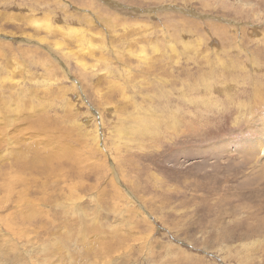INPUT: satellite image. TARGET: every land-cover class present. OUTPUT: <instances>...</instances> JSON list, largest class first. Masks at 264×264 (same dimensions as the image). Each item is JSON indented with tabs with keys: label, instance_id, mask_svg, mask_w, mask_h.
<instances>
[{
	"label": "rangeland",
	"instance_id": "obj_1",
	"mask_svg": "<svg viewBox=\"0 0 264 264\" xmlns=\"http://www.w3.org/2000/svg\"><path fill=\"white\" fill-rule=\"evenodd\" d=\"M40 1L0 0V264H264V0Z\"/></svg>",
	"mask_w": 264,
	"mask_h": 264
},
{
	"label": "bare ground",
	"instance_id": "obj_2",
	"mask_svg": "<svg viewBox=\"0 0 264 264\" xmlns=\"http://www.w3.org/2000/svg\"><path fill=\"white\" fill-rule=\"evenodd\" d=\"M43 1V0H42ZM68 1V0H67ZM50 2V1H49ZM49 2L47 1L46 3H48L49 4ZM43 3H45V2H43ZM33 4H35L34 5V7H32L31 9H30V11L34 14L35 13V10L36 9H38L39 7L37 6V4H40V6H42V2L40 1V0H36V2L34 3L33 2ZM52 4V3H51ZM67 10V9H66ZM44 11V15H46L45 17H43V18H34L33 17V15H30V16H28V19L27 20H29V25L30 24H33V25H36V26H39V27H45L46 29H52V22H51V14L49 13V11H50V9H44L43 10ZM69 14H67L66 15V21L69 19ZM12 17V16H11ZM12 19H18L17 21L18 22H23L22 20V18L19 16V17H17V18H15L14 16H13V18ZM20 20V21H19ZM18 22H13V23H18ZM14 25V24H13ZM12 25V26H13ZM16 26H19L18 28H20L21 27V24H16ZM71 27H72V25H70L69 26V30L68 31H66V32H62L64 35H67V34H71V32H70V30H71ZM19 31H23V29L21 28V29H17L16 30V32H19ZM58 31H60V30H58ZM74 33L76 34V37H78L79 35H80V33H79V31L77 30V31H74ZM60 44L61 43H59V42H57L56 43V46L57 47H55L54 48V50L55 51H57V52H59L61 49L60 48H58V46H60ZM79 46V45H78ZM59 50V51H58ZM84 48L83 47H81V51L82 52H84ZM80 52V51H79ZM66 55H68V53H66L65 54V56ZM79 57H80V55H79ZM78 60H81L80 58L78 59ZM259 143V142H258ZM254 148H252L251 150H248V149H240V154H242V155H247L248 157H254V158H256V161H258L259 159H260V157L261 156H263L264 155V149H261V148H257V147H255V146H253ZM260 147V146H259ZM255 150V151H254ZM254 151V152H253ZM248 152V153H247ZM258 159V160H257ZM262 159V158H261ZM261 163H264V159L263 160H261ZM264 168V167H263ZM263 170V169H262ZM230 180H233V179H231L230 178ZM246 194V193H245ZM245 194H243V195H245ZM243 195H242V197H243ZM235 223V222H234ZM259 224H260V222H259ZM256 225H258V224H256ZM254 226V225H253ZM231 227V226H230ZM259 227V226H258ZM254 228V227H253ZM252 228V229H253ZM255 230V229H254Z\"/></svg>",
	"mask_w": 264,
	"mask_h": 264
}]
</instances>
